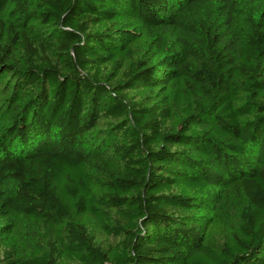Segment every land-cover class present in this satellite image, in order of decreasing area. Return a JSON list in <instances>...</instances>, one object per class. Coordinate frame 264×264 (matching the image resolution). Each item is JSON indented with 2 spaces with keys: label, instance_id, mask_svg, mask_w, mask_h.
Wrapping results in <instances>:
<instances>
[{
  "label": "trees",
  "instance_id": "16d2710c",
  "mask_svg": "<svg viewBox=\"0 0 264 264\" xmlns=\"http://www.w3.org/2000/svg\"><path fill=\"white\" fill-rule=\"evenodd\" d=\"M0 264H264V0H0Z\"/></svg>",
  "mask_w": 264,
  "mask_h": 264
}]
</instances>
